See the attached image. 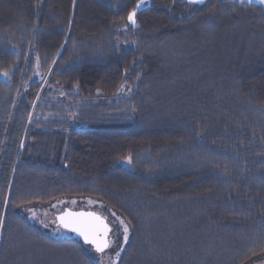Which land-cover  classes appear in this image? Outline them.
<instances>
[{"label": "trees", "instance_id": "trees-1", "mask_svg": "<svg viewBox=\"0 0 264 264\" xmlns=\"http://www.w3.org/2000/svg\"><path fill=\"white\" fill-rule=\"evenodd\" d=\"M139 2L0 0V264H96L21 213L64 198L125 221L118 264L264 257V5Z\"/></svg>", "mask_w": 264, "mask_h": 264}, {"label": "rangeland", "instance_id": "rangeland-1", "mask_svg": "<svg viewBox=\"0 0 264 264\" xmlns=\"http://www.w3.org/2000/svg\"><path fill=\"white\" fill-rule=\"evenodd\" d=\"M148 1L149 0H143L141 7L146 6ZM187 1L190 2V0ZM243 1L255 2L264 5V3H261L260 0ZM139 3H141V0ZM65 210H84L94 212L106 221L109 227L107 248L100 253L95 252L88 245H84V249L96 264H118L128 242L129 228L120 216L108 209L99 201L90 198H64L56 200L45 206L33 205L27 207L23 209L21 213L30 223L34 224L49 237L54 239L73 238V235H71L70 232L63 230L56 223V216ZM125 228L127 229V232H125ZM248 264H264V257H259Z\"/></svg>", "mask_w": 264, "mask_h": 264}, {"label": "water", "instance_id": "water-1", "mask_svg": "<svg viewBox=\"0 0 264 264\" xmlns=\"http://www.w3.org/2000/svg\"><path fill=\"white\" fill-rule=\"evenodd\" d=\"M71 213L72 217L78 221L77 226L83 231L89 234V240L86 241L84 236L80 234L79 231H73L71 228H66L60 221L61 216H65L66 214ZM56 223L65 231L70 232L73 237L79 239L84 245L90 246L95 252L100 253L102 251H97L96 244L92 243V239H96L98 243L102 246L103 244H107L108 246V233L109 227L106 221L99 215L90 211H70L65 210L62 213L56 216ZM107 229V231H105ZM107 247L103 248V251Z\"/></svg>", "mask_w": 264, "mask_h": 264}, {"label": "snow or ice", "instance_id": "snow-or-ice-1", "mask_svg": "<svg viewBox=\"0 0 264 264\" xmlns=\"http://www.w3.org/2000/svg\"><path fill=\"white\" fill-rule=\"evenodd\" d=\"M191 3H203V0H190ZM261 3H264V0H260ZM143 3V0H141V3H138L136 5V8L133 9L131 12H129L128 14V21L135 25L136 24V9H139L141 7V4ZM4 75H7V73H4ZM129 162H130V158H129ZM60 221L61 223L64 225V227L66 228H71L73 231H79L81 235L84 236L85 240L88 241L89 240V234L85 231H83L82 229H80L77 224L78 221L76 219H74L72 217L71 213L66 214L65 216H61L60 217ZM105 231H107V229H105ZM125 232H127V229L125 228ZM92 243L96 244V248L97 251H103L104 247H107V244H103V246L97 242L96 239H92L91 240Z\"/></svg>", "mask_w": 264, "mask_h": 264}, {"label": "flooded vegetation", "instance_id": "flooded-vegetation-1", "mask_svg": "<svg viewBox=\"0 0 264 264\" xmlns=\"http://www.w3.org/2000/svg\"><path fill=\"white\" fill-rule=\"evenodd\" d=\"M77 211V210H76ZM80 211V210H79ZM72 235V234H71Z\"/></svg>", "mask_w": 264, "mask_h": 264}]
</instances>
